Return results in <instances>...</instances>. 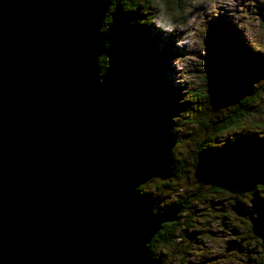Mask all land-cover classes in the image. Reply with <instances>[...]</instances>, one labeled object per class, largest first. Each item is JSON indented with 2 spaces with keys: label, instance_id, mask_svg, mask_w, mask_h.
<instances>
[{
  "label": "water",
  "instance_id": "water-1",
  "mask_svg": "<svg viewBox=\"0 0 264 264\" xmlns=\"http://www.w3.org/2000/svg\"><path fill=\"white\" fill-rule=\"evenodd\" d=\"M111 3L0 0V264H162L149 243L178 208L142 207L122 168L98 66Z\"/></svg>",
  "mask_w": 264,
  "mask_h": 264
},
{
  "label": "rangeland",
  "instance_id": "rangeland-1",
  "mask_svg": "<svg viewBox=\"0 0 264 264\" xmlns=\"http://www.w3.org/2000/svg\"><path fill=\"white\" fill-rule=\"evenodd\" d=\"M133 2L147 21L145 41L156 38L157 51L164 52L159 73L164 76L167 97L175 98L176 102L166 113L162 130H152L155 133L151 134L138 127L133 137L126 133L129 147L124 152L126 159L122 168L137 173L141 163L145 165L151 155H158L155 141H165L169 161H180L183 167L176 171L173 164L172 173L154 172L153 180L144 182L146 184L137 193L144 208L164 209L196 187L205 195L181 215L179 231L183 240L156 249L160 261L162 264H264V224L258 218L241 220L236 216L230 209L235 204L231 193L212 192L208 184L200 187L206 167L198 166L193 157L199 142L203 140L205 144V136L210 132L203 124L214 125L219 116L229 114L245 93L254 91L260 103L258 109L264 107V0ZM215 27L225 32L233 31L240 50L259 53L256 59L261 63L259 68L247 64L236 70L231 92L218 88L206 74L205 59L215 47L212 31ZM241 120L237 128L212 138L208 144H211L212 155L223 160L226 170L252 178L254 172L250 173V166L248 169L243 166L246 160L259 163L262 159L259 165L264 167L263 147L254 144L255 138H264V118L260 112H250L247 119ZM135 159L140 164H135ZM240 196H243L244 211L254 210L248 192ZM229 244L234 248L227 251Z\"/></svg>",
  "mask_w": 264,
  "mask_h": 264
},
{
  "label": "trees",
  "instance_id": "trees-1",
  "mask_svg": "<svg viewBox=\"0 0 264 264\" xmlns=\"http://www.w3.org/2000/svg\"><path fill=\"white\" fill-rule=\"evenodd\" d=\"M136 7L133 0H112L101 28L102 33L106 36L105 51L98 59L100 78L108 87L109 95L114 102L116 117L126 125L127 133L131 137L136 135L138 127L149 130L151 134L155 133L152 130H162L161 124L166 122L165 115L176 102L175 98L167 97L163 88L164 76L159 73L164 52L157 51L156 38L153 40L149 38L145 41L144 26L147 25V21L143 20L142 12L139 13L140 11L136 10ZM212 31L215 47L209 50L205 59L206 74L218 88L231 92L235 85L233 75L236 70L242 69V66L247 64L254 69L259 68L261 63L256 62L259 53L240 50L233 31L225 32L216 27L212 28ZM256 96L258 95L254 91H248L229 114L219 116L214 125L203 124L206 131L208 129L210 132L205 136V144H203V140L199 142L198 150L194 151L193 157L198 166L206 167L200 187H207L208 184L207 188L212 192L231 193L235 203L241 205H243V196L240 195L247 191L255 208L248 211L246 216L239 218L241 220L258 218L260 223L264 224V198L262 197L264 178L262 177V166L259 165L262 159L258 160L259 163L253 160L245 161L243 168L246 169L249 165L250 173L254 172L253 177L249 178L243 173L226 170L223 160H217L218 158L212 155L211 144H208L212 138L237 128L241 119H247V114L250 115V112H260L264 118V107L258 109L260 103ZM153 137L156 139V136L153 135ZM254 144L263 147L264 152V138H255ZM125 145L126 148L129 147L126 138ZM156 145L158 155H151L145 165L141 163V167L137 168V173L126 172L134 181L133 192L142 207H144L142 200L138 198L137 193L142 190L141 186L146 184L144 182L153 180L154 172L170 174L173 164L176 171H180L183 167L180 161H169L167 153H165L164 147L168 148L165 141L162 143L155 141ZM207 146L209 147L207 148ZM125 159L126 154L123 153L121 155L122 162ZM134 162L140 164L136 159ZM244 169H242L243 172ZM175 173L173 171V175ZM204 196L201 188L196 187L190 192L183 193L180 198L164 208L177 207L178 214L176 220L163 223L161 229L151 239L149 249L155 259L160 260L156 251L158 247L173 246L183 240V235L179 231L181 215L191 210L193 203ZM147 209L164 210L158 206H150ZM187 224L189 223L187 222Z\"/></svg>",
  "mask_w": 264,
  "mask_h": 264
}]
</instances>
